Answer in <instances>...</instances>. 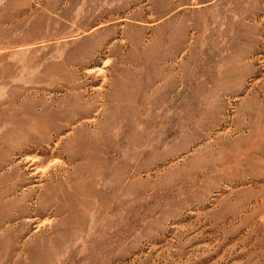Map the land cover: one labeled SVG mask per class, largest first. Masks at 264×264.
Returning a JSON list of instances; mask_svg holds the SVG:
<instances>
[{
    "label": "rangeland",
    "instance_id": "1",
    "mask_svg": "<svg viewBox=\"0 0 264 264\" xmlns=\"http://www.w3.org/2000/svg\"><path fill=\"white\" fill-rule=\"evenodd\" d=\"M0 264H264V0H0Z\"/></svg>",
    "mask_w": 264,
    "mask_h": 264
}]
</instances>
